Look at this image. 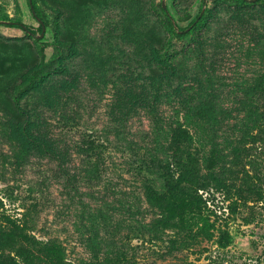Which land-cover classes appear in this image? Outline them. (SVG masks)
Here are the masks:
<instances>
[{
	"label": "rangeland",
	"instance_id": "374dc122",
	"mask_svg": "<svg viewBox=\"0 0 264 264\" xmlns=\"http://www.w3.org/2000/svg\"><path fill=\"white\" fill-rule=\"evenodd\" d=\"M35 1L32 33L6 24L39 27L29 1L0 0V223L26 220L69 264H264V131L248 134L264 121V0ZM178 119L215 228L172 249L145 161L171 158ZM83 138L103 143L98 166Z\"/></svg>",
	"mask_w": 264,
	"mask_h": 264
},
{
	"label": "trees",
	"instance_id": "16d2710c",
	"mask_svg": "<svg viewBox=\"0 0 264 264\" xmlns=\"http://www.w3.org/2000/svg\"><path fill=\"white\" fill-rule=\"evenodd\" d=\"M28 1L31 11L41 22L39 27L35 28L20 19L8 21L6 24L32 33L43 32L44 20L41 11L35 0H33V6L30 0ZM236 1L245 3L253 0ZM194 23L195 21L191 25ZM188 31L189 27H186L181 30V33ZM74 118L67 117V122L72 125L75 122ZM257 128V131H247L249 136L258 137L259 133L264 131V121ZM81 143L79 152L88 157L89 164L96 159V166H98L101 158H104L103 143L86 138H83ZM169 149L171 151L169 160H158L152 157L145 161L148 168H153V164L158 163L161 169L160 177L163 180L161 188L154 187L152 183H145L146 196L151 205L159 211V215L153 219L152 224L156 228L170 227L174 230L175 235L171 239L172 249L191 248L205 237L212 238L215 224L211 221V214L205 208L204 198L202 199L199 193L201 188L200 160L194 147L193 132L187 126L186 121L178 119L171 124ZM235 149L238 153L243 150L240 146H235ZM248 192H255L253 185H249ZM6 219L10 221L9 227L3 222L0 223V260L5 262L3 264H18L21 258L26 264H69L61 256V246L58 243L41 241L28 232L25 225L26 220L19 221L18 218L10 215ZM16 236L19 243L14 247L12 244L15 243L14 237ZM10 247L13 248L14 254L6 253Z\"/></svg>",
	"mask_w": 264,
	"mask_h": 264
},
{
	"label": "water",
	"instance_id": "95a60500",
	"mask_svg": "<svg viewBox=\"0 0 264 264\" xmlns=\"http://www.w3.org/2000/svg\"><path fill=\"white\" fill-rule=\"evenodd\" d=\"M30 2H31V5L33 6V0H30Z\"/></svg>",
	"mask_w": 264,
	"mask_h": 264
}]
</instances>
